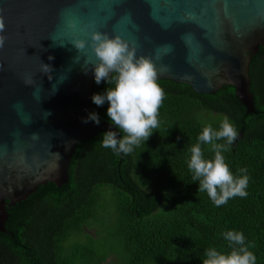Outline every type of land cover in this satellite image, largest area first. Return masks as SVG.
I'll list each match as a JSON object with an SVG mask.
<instances>
[{"label": "trees", "instance_id": "1", "mask_svg": "<svg viewBox=\"0 0 264 264\" xmlns=\"http://www.w3.org/2000/svg\"><path fill=\"white\" fill-rule=\"evenodd\" d=\"M249 75L253 114L247 113L230 86L206 95L157 80L165 94L158 129L127 155L117 156L101 146L105 131L79 143L67 183L60 187L46 183L6 208L0 264H103L111 256L120 264H202L209 248L231 252L224 238L227 231L243 233L256 264H264V46L251 57ZM108 87L115 84L94 82L92 95L103 94ZM108 106L92 102L89 113L110 123ZM225 116L237 129L238 139L222 155L234 176L247 169L248 195L217 207L207 192H198L199 182L192 180L187 166L188 149L199 142L203 127L219 130ZM116 130L120 138L123 133ZM210 147L201 143L205 159L214 157ZM105 188L111 191L114 207L110 235L101 240L85 233L81 243L79 237L101 205Z\"/></svg>", "mask_w": 264, "mask_h": 264}, {"label": "water", "instance_id": "2", "mask_svg": "<svg viewBox=\"0 0 264 264\" xmlns=\"http://www.w3.org/2000/svg\"><path fill=\"white\" fill-rule=\"evenodd\" d=\"M0 16L7 37L0 48L1 233L6 208L46 183H67L79 143L117 132L107 122H82L96 57L90 48L77 50L76 39L90 42L94 31L120 36L153 62L157 80L206 95L230 86L255 113L249 65L264 46V0H0ZM42 62L50 74L41 72Z\"/></svg>", "mask_w": 264, "mask_h": 264}, {"label": "clouds", "instance_id": "3", "mask_svg": "<svg viewBox=\"0 0 264 264\" xmlns=\"http://www.w3.org/2000/svg\"><path fill=\"white\" fill-rule=\"evenodd\" d=\"M5 21L0 16V48L5 46L7 37ZM79 51L90 48L96 57L91 71L95 83L102 81L108 85L114 83L115 87H108L103 94L94 93L92 102L100 107L108 103L107 116L116 131H106L102 134L101 146L110 148L117 156L121 153L127 155L133 152L134 147L140 146L150 138L153 131L159 127V109L164 100V91L157 83V72L149 58L138 57L136 49L130 46L120 36H109L107 33L94 31L91 33L90 42L83 39L72 41ZM63 46V45H61ZM53 57L49 56V60ZM89 63V61H87ZM53 68L42 62L41 72L50 74ZM85 74L89 69L83 70ZM115 73L116 75H112ZM49 80L52 76H48ZM31 83V80L26 81ZM47 112V111H46ZM51 115L50 112H48ZM89 121L99 125L100 118L96 112H90L83 123ZM238 132L228 117H224L219 130H214L211 125L203 127L198 136V143L192 145L188 151L190 159L188 169L192 172V180L199 182L198 192H207L214 205L219 207L226 204L233 197H246L248 195L249 177L247 169H239L243 175L234 176L225 162L223 152L230 150L237 139ZM223 140L224 143H217ZM201 143L210 145L214 153L212 159L203 157ZM224 238L232 248L229 253H222L216 248L205 251L202 264H256V256L245 246L243 233L227 231ZM233 245L239 246L233 247Z\"/></svg>", "mask_w": 264, "mask_h": 264}, {"label": "rangeland", "instance_id": "4", "mask_svg": "<svg viewBox=\"0 0 264 264\" xmlns=\"http://www.w3.org/2000/svg\"><path fill=\"white\" fill-rule=\"evenodd\" d=\"M102 201L100 206L97 207L94 218L87 221L85 224L84 232L80 235V242L86 240V234L91 236H98L99 239H108L110 231L113 228L114 221V207L111 203V191L108 188L103 189ZM86 233V234H85ZM70 242L74 241L73 237L70 238ZM103 264H120L115 257L111 256Z\"/></svg>", "mask_w": 264, "mask_h": 264}, {"label": "flooded vegetation", "instance_id": "5", "mask_svg": "<svg viewBox=\"0 0 264 264\" xmlns=\"http://www.w3.org/2000/svg\"><path fill=\"white\" fill-rule=\"evenodd\" d=\"M33 194H34V193H33ZM30 196H31V195H30ZM30 196H29V197H30ZM37 204H40V203L37 202ZM37 206H38V205H37ZM39 207H40V206H39Z\"/></svg>", "mask_w": 264, "mask_h": 264}]
</instances>
